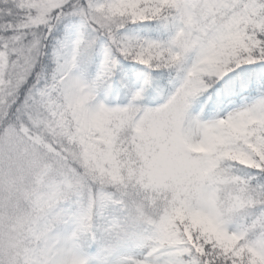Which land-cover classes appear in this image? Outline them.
Masks as SVG:
<instances>
[{"label": "snow or ice", "instance_id": "6c2138e0", "mask_svg": "<svg viewBox=\"0 0 264 264\" xmlns=\"http://www.w3.org/2000/svg\"><path fill=\"white\" fill-rule=\"evenodd\" d=\"M0 264H264V0H0Z\"/></svg>", "mask_w": 264, "mask_h": 264}]
</instances>
